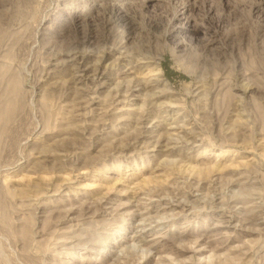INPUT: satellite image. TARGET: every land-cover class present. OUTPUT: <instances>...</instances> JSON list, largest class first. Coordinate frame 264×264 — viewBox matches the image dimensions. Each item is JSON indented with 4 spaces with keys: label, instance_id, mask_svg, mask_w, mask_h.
<instances>
[{
    "label": "rangeland",
    "instance_id": "obj_1",
    "mask_svg": "<svg viewBox=\"0 0 264 264\" xmlns=\"http://www.w3.org/2000/svg\"><path fill=\"white\" fill-rule=\"evenodd\" d=\"M0 264H264V0H0Z\"/></svg>",
    "mask_w": 264,
    "mask_h": 264
},
{
    "label": "bare ground",
    "instance_id": "obj_2",
    "mask_svg": "<svg viewBox=\"0 0 264 264\" xmlns=\"http://www.w3.org/2000/svg\"><path fill=\"white\" fill-rule=\"evenodd\" d=\"M188 10V9H187ZM180 15V14H179ZM185 15V14H184ZM188 16V15H187ZM79 17V16H78ZM75 18V17H74ZM179 18V17H178ZM75 20V19H74ZM79 20V19H78ZM184 20V19H183ZM188 20V19H187ZM80 21V20H79ZM77 22V21H76ZM177 22H178V20H177ZM182 22V21H181ZM179 25H181V24H179ZM124 54V53H123ZM69 55V54H68ZM88 58V54H85V53H82V54H79V55H77V56H75V59H77L78 60V63H82V62H85V60ZM119 58H121V59H124L125 58V56L123 55V56H120ZM120 60V59H119ZM55 64V63H54ZM78 66V65H77ZM80 67V69H79V72L81 73V77H84V76H90V73H89V71L88 70H90L89 69V67L87 68V66L86 67H84L83 65H80L79 66ZM159 67V66H158ZM96 69V68H95ZM134 69V68H133ZM162 69V68H161ZM160 70V69H159ZM94 71H96V73H95V75L96 76H98V77H100V76H102L103 77V74H104V72L103 73H101L102 72V70L99 72V69L97 68L96 70H94ZM105 71V70H104ZM131 71V70H130ZM89 73V74H88ZM93 75H94V72H93ZM92 75V76H93ZM161 75V74H160ZM79 76V77H80ZM105 76V75H104ZM94 77V76H93ZM97 78V77H96ZM95 79V78H94ZM101 79V78H100ZM103 79H104V77H103ZM71 80V79H70ZM102 80V79H101ZM135 83V82H134ZM136 83H138V81L136 82ZM143 83V82H142ZM141 83V84H142ZM143 85H144V83H143ZM75 86V85H74ZM138 86V85H137ZM141 86V85H140ZM135 87V86H134ZM142 88H144L143 86H142ZM16 89V88H15ZM17 92V90L15 91V93ZM15 93L13 94V95H15ZM92 94V93H91ZM153 95V94H152ZM17 101H18V99H15L14 98V96L12 97V99H10L8 102H7V104H6V106L5 107H3L4 108V111H3V113L5 114V115H8V114H10V112H12V109L14 110V108H16V106H17ZM178 103V102H177ZM4 106V105H3ZM7 117V116H6ZM167 136V135H166ZM182 136V135H181ZM198 137V136H197ZM172 139H173V137H172ZM187 141V140H186ZM169 143V142H168ZM155 145V144H154ZM263 156V155H262ZM182 168V167H181ZM189 169V168H188ZM190 170V169H189ZM44 177H46V176H44ZM71 178V177H70ZM66 179V178H65ZM68 179V178H67ZM151 181V180H150ZM136 190V189H135ZM135 204V203H134ZM224 226V225H223ZM229 226V225H228ZM181 253V252H180Z\"/></svg>",
    "mask_w": 264,
    "mask_h": 264
}]
</instances>
